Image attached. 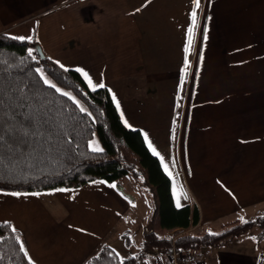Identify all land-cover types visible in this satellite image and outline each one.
<instances>
[{"label": "crops", "instance_id": "obj_1", "mask_svg": "<svg viewBox=\"0 0 264 264\" xmlns=\"http://www.w3.org/2000/svg\"><path fill=\"white\" fill-rule=\"evenodd\" d=\"M193 10V0H0V33L36 36L55 62L103 80L122 121L164 157L172 175L155 155L175 205L182 187L181 207H198L186 232L203 233L264 215V0H200L186 53ZM113 184L0 189V223L21 233L35 264H84L103 245L131 244L132 204ZM254 228L195 250L192 264H264V231ZM167 258L151 249L136 264Z\"/></svg>", "mask_w": 264, "mask_h": 264}, {"label": "trees", "instance_id": "obj_2", "mask_svg": "<svg viewBox=\"0 0 264 264\" xmlns=\"http://www.w3.org/2000/svg\"><path fill=\"white\" fill-rule=\"evenodd\" d=\"M37 45L36 36L19 40L0 33V90L7 94L9 89L18 88L29 96L38 94L54 101L55 107L63 110L64 127L41 129L44 136L28 138L27 143L6 139L0 146V189L76 188L100 179L115 183L132 175L142 177L143 185L153 197L154 213L139 253L121 258L113 248L103 245L84 264H136L151 249L168 258L174 249L192 254L201 247L224 245L254 227L264 231L262 215L247 223L228 222L221 231L186 232L199 221L198 207L175 205L170 178L148 148L143 134L125 126L108 88L92 91L80 73L74 69L64 71L45 53L42 57ZM29 49L33 50L35 60L28 56ZM37 67L58 88L75 96L92 115L81 113L71 100L44 85L35 72ZM95 136L101 142L102 153H94L88 147ZM12 227L9 222L0 223V264H29L28 257L20 250L21 233L16 228L12 232ZM171 230H177L175 238L166 234Z\"/></svg>", "mask_w": 264, "mask_h": 264}, {"label": "snow or ice", "instance_id": "obj_3", "mask_svg": "<svg viewBox=\"0 0 264 264\" xmlns=\"http://www.w3.org/2000/svg\"><path fill=\"white\" fill-rule=\"evenodd\" d=\"M151 2V0H149ZM194 3V10L191 13V27L188 29V39H187V46L185 47V52H189L192 44H193V37L194 31L197 27V11L200 7V0H193ZM139 11V9L137 10ZM204 38L207 39V33L205 30ZM13 39L19 40H31V37H13ZM28 56L31 57L33 60L36 59L33 56V50L29 49ZM203 57L201 56V60ZM59 64L60 68L64 71H69L67 67L63 64H60L59 61L56 62ZM188 60L187 56L185 57V72L188 68ZM76 72L80 73L83 77L84 81L87 83L89 88L92 91H96L98 88L103 89L106 87L103 80L99 83L93 81V78L90 74L83 68L77 67L74 69ZM35 72L38 74L39 79L43 82L44 85L47 87L54 89L56 93L67 97L71 100L76 107L79 109L81 113H84L88 116L92 114L87 111L85 107L81 105V102L76 99L75 96L71 95L68 92L62 91L60 88L56 86L50 79H48L45 71L42 68L37 67ZM183 83V80L182 82ZM111 92V89L108 90ZM112 99L116 104V108L120 109V102L117 100L115 93H112ZM121 117H123V112L121 111ZM125 126L131 127L128 124V121L125 119L124 121ZM55 127L59 129H63L64 127V118H63V110L55 107L54 101H48L46 97H41L38 94L34 96L27 95L21 89H9L7 94L4 90H0V146H3L5 140H10L13 143H17L18 140H22L27 143L28 138H36L44 136V132L41 129ZM144 138L148 141V147L152 150L153 154L156 156H160V153L157 152L155 147L152 145L151 141L148 140V136L145 133ZM48 139H51V135L49 134ZM89 149L94 153H102L104 150L100 147L99 143L95 140H90L88 144ZM161 162L164 164V169L168 172L169 175H172L171 171L169 170V166L167 163H164V157L160 156ZM172 166L175 167V161L172 162ZM103 183V182H101ZM110 187L116 188V185H110ZM59 191H66V189H59ZM10 195L13 196H21V195H29L28 193H20V192H12ZM31 195L39 196L40 193H31ZM188 199L187 193L183 191L182 187L179 190V194L177 195V207H181L180 198ZM243 221V218L241 217ZM247 223V221H243ZM7 224V222H5ZM12 232H16L17 230L15 227H12ZM82 231V230H81ZM17 241L20 240V237H16ZM252 239H255L253 237ZM20 250L24 252L25 256L28 257L29 264H34L32 258L28 255V252L21 242Z\"/></svg>", "mask_w": 264, "mask_h": 264}, {"label": "rangeland", "instance_id": "obj_4", "mask_svg": "<svg viewBox=\"0 0 264 264\" xmlns=\"http://www.w3.org/2000/svg\"><path fill=\"white\" fill-rule=\"evenodd\" d=\"M92 140H95L102 147L98 136H95ZM117 187H123L129 194V201L132 204L129 218L131 219V229L128 232V237L131 244L128 245L125 241L119 244V241L115 242V250L121 258H128L139 253L142 248V233L145 227L151 222L152 215L154 213L153 197L148 187L143 185L142 177H134L127 175L126 177L115 182ZM250 221V220H248ZM258 228H253L246 233L255 232ZM245 234V233H244Z\"/></svg>", "mask_w": 264, "mask_h": 264}, {"label": "built area", "instance_id": "obj_5", "mask_svg": "<svg viewBox=\"0 0 264 264\" xmlns=\"http://www.w3.org/2000/svg\"><path fill=\"white\" fill-rule=\"evenodd\" d=\"M195 261L191 253L185 251L173 250V254L165 261H158L154 264H192Z\"/></svg>", "mask_w": 264, "mask_h": 264}, {"label": "water", "instance_id": "obj_6", "mask_svg": "<svg viewBox=\"0 0 264 264\" xmlns=\"http://www.w3.org/2000/svg\"><path fill=\"white\" fill-rule=\"evenodd\" d=\"M37 51H38V53H39V54H40L42 57H44V56H45V55H44V52H43V49H42V47H41V45H40V44H39V45H37ZM119 189L125 193V191H124L123 187H119Z\"/></svg>", "mask_w": 264, "mask_h": 264}]
</instances>
